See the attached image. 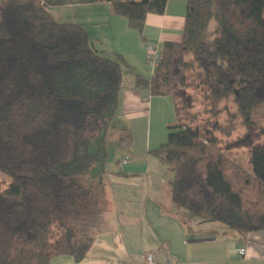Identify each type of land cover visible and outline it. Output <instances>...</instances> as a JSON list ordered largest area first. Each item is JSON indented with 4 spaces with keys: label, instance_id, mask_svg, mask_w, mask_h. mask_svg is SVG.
I'll use <instances>...</instances> for the list:
<instances>
[{
    "label": "trees",
    "instance_id": "trees-1",
    "mask_svg": "<svg viewBox=\"0 0 264 264\" xmlns=\"http://www.w3.org/2000/svg\"><path fill=\"white\" fill-rule=\"evenodd\" d=\"M64 3L0 0V171L11 178L0 191V264H51L60 255L82 261L93 238L73 221L107 204L106 136L123 73L133 69L123 55L92 47L81 24L57 21L49 7ZM69 3H108L142 34L167 0ZM160 51L151 79L135 73L134 86L173 99L167 139L151 151L173 171L172 203L191 222L218 223L242 239L264 230V144L255 143L264 127L252 117L264 104V0H187L181 40ZM239 117L251 169L232 156ZM132 144L124 129L119 148Z\"/></svg>",
    "mask_w": 264,
    "mask_h": 264
},
{
    "label": "crops",
    "instance_id": "crops-1",
    "mask_svg": "<svg viewBox=\"0 0 264 264\" xmlns=\"http://www.w3.org/2000/svg\"><path fill=\"white\" fill-rule=\"evenodd\" d=\"M186 2L167 0L162 15L147 16L142 34L130 28L126 18L111 14L108 3L72 4L80 8L75 21L84 26L94 47L106 55H123L133 72L123 73L119 109L106 136L107 145L115 139L117 147L111 149L120 156L117 166L106 169L104 177L107 204L103 218L109 224L100 223V228L94 225L82 232V236L93 238L82 261L60 255L51 264H143L141 255L147 252L157 256L158 264L166 259L173 264H264V230L250 232L242 239L218 223L191 222L172 203L171 173L166 184L162 180L169 169L151 153L159 144V136L153 131V114L166 110L164 121H174L173 99L152 96L148 89L136 88L134 74L149 80L154 73L155 67L147 58L149 43L161 50L165 42L181 40ZM124 129L133 135V144L126 151L119 148ZM138 136L144 138L143 144H136ZM125 155L130 156L126 164L123 163ZM140 174L142 177H137ZM109 177L113 182L107 186L105 179ZM93 229L99 230L90 236ZM242 247L246 249L245 254L238 252Z\"/></svg>",
    "mask_w": 264,
    "mask_h": 264
},
{
    "label": "rangeland",
    "instance_id": "rangeland-1",
    "mask_svg": "<svg viewBox=\"0 0 264 264\" xmlns=\"http://www.w3.org/2000/svg\"><path fill=\"white\" fill-rule=\"evenodd\" d=\"M70 1L71 0H64L65 3L63 5L49 7V11L51 12L53 17L57 21H59V22L73 21L74 22L75 20H77L79 18L80 8L69 3ZM215 27H216V20H215V18H212V20L210 21V23L208 25L207 32L205 34L206 40L209 41L214 37ZM232 99H233V96L230 98V101H229L230 109H231V111H235L236 110V104L233 102ZM196 109L199 110L200 107H197ZM166 114H167V111L164 110V111H160V113L157 112L156 115L153 114V117H152V123H153V127H154L153 131L155 133H157L159 136V138H158L159 144L157 146H159L160 143L165 142L167 139V134H168L167 124H168V122L164 121L167 117ZM225 117H226L225 115H222L221 121L225 122ZM252 117H253L254 122L257 125L264 127V104H262L258 109L255 110ZM173 119H175V118H173ZM236 125H237V129L234 132V134L231 136V138H232V142H231L232 143L231 144L232 156H234L236 158V160L238 162H240L245 168L251 169V164H250V159H249L250 154H251V147L249 145H247L246 128H245V124L243 123L241 117H239L237 119ZM217 134H218V136L222 137L223 144H226L227 143L226 136L222 135L220 132H218ZM108 143H109V141H108ZM143 143H144V138L138 136V138L136 139V144L140 145ZM255 143L256 144L257 143L258 144H264V136H262ZM116 147H117L116 141L113 138V139H111L110 144L107 145V152H108L107 160L109 161L105 166L107 170L115 168L117 166L116 160H117V158H120V156H119L118 151L113 150ZM111 148H113V149H111ZM143 149H144V147H143ZM162 165L165 166L166 169L168 168L170 171L169 173L165 172L162 175V177H163L162 180L166 184L167 180H169V174L170 173H171L170 177L172 176V178H173V171L166 164L162 163ZM119 166L122 167V165H119ZM125 167H127V166H125ZM105 176H106V174H105ZM137 177H142V176L140 174ZM10 182H11V178L7 174H5L4 172L0 171V191L7 188L9 186ZM105 182H106V185L108 186L109 183L111 184V182H113V181L111 180V177H109V179H105ZM104 212L105 211H102L101 213H85V214H82L79 217L74 219L73 225L76 229H78L80 235L82 236L83 235L82 232L84 230L88 229V227L91 228V227H94V225H99V228H100L101 224L102 225H104L105 223L109 224V222L103 218V216L106 215ZM100 216H101L102 221L100 220ZM185 218L187 219V217H185ZM98 230L99 229H97V230L93 229L90 236L97 234Z\"/></svg>",
    "mask_w": 264,
    "mask_h": 264
},
{
    "label": "built area",
    "instance_id": "built-area-1",
    "mask_svg": "<svg viewBox=\"0 0 264 264\" xmlns=\"http://www.w3.org/2000/svg\"><path fill=\"white\" fill-rule=\"evenodd\" d=\"M146 49H147V58L152 64V66L155 67L158 61L162 57L161 51L159 47L154 43H149ZM129 159H130V156L126 155L125 158L123 159V163L126 164ZM238 252L240 254H245L246 249L244 247L239 248ZM141 259H142L143 264H158V258L152 252L143 253L141 255ZM162 264H173V263L169 259H166Z\"/></svg>",
    "mask_w": 264,
    "mask_h": 264
},
{
    "label": "water",
    "instance_id": "water-1",
    "mask_svg": "<svg viewBox=\"0 0 264 264\" xmlns=\"http://www.w3.org/2000/svg\"><path fill=\"white\" fill-rule=\"evenodd\" d=\"M91 45H92V47H94V44H93V42L91 41Z\"/></svg>",
    "mask_w": 264,
    "mask_h": 264
}]
</instances>
